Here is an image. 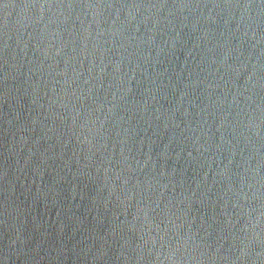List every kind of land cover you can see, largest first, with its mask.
<instances>
[{
	"label": "water",
	"instance_id": "water-1",
	"mask_svg": "<svg viewBox=\"0 0 264 264\" xmlns=\"http://www.w3.org/2000/svg\"><path fill=\"white\" fill-rule=\"evenodd\" d=\"M0 264H264V0H0Z\"/></svg>",
	"mask_w": 264,
	"mask_h": 264
}]
</instances>
